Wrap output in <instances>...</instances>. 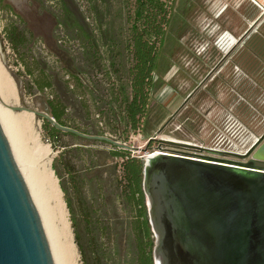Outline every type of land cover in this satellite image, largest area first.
I'll return each instance as SVG.
<instances>
[{"label":"rangeland","instance_id":"rangeland-1","mask_svg":"<svg viewBox=\"0 0 264 264\" xmlns=\"http://www.w3.org/2000/svg\"><path fill=\"white\" fill-rule=\"evenodd\" d=\"M167 1L169 23L159 47L151 99L163 107L164 121L172 117L153 133L156 139L148 141L138 132H131L126 141L117 139L109 133L106 115L98 112L104 105L94 103L86 94L88 108H83L74 93L66 89L63 81L67 76L61 74V67L69 62L67 53L79 55L86 37L91 36L102 59L97 63V75L92 76L93 70L88 69L89 77L85 74L83 81L87 91L106 97L112 87L108 82L116 78L108 79L103 74L110 70L115 77L120 71L114 72L117 65L108 67L105 50L114 41L110 55L122 52L119 40L128 31V6L123 0H0V80L13 84L17 96L16 103L5 104L49 112L46 99L52 98V92L38 90L35 82L43 69L53 75L54 90L67 104L72 126L86 134L106 135L139 147L129 150L131 156H146L160 147L200 153L159 143L160 138L244 152L264 132V14L241 40L231 44L259 15L258 1ZM5 3L20 16L8 10ZM11 22L26 30V42L18 50L7 38ZM27 69L34 70V75ZM118 87L119 82H115L114 90ZM10 114L11 143L14 140L12 145L23 163L38 172L42 151L49 153V168L65 203L78 264H135L131 230L135 211L121 191V158L111 153L116 148L80 136L60 134L53 138L44 130L41 117L32 114L31 125L25 111L11 110ZM123 128L115 125L118 134Z\"/></svg>","mask_w":264,"mask_h":264},{"label":"water","instance_id":"water-1","mask_svg":"<svg viewBox=\"0 0 264 264\" xmlns=\"http://www.w3.org/2000/svg\"><path fill=\"white\" fill-rule=\"evenodd\" d=\"M260 7V15L236 42L264 14V6ZM8 108L34 112L63 132L126 150L140 149L61 125L49 112ZM158 141L200 153L172 152L159 146L161 150L151 156H137L143 160L142 190L154 237V264H264V166L259 164L264 162V132L244 152L171 139ZM0 264H56L1 115Z\"/></svg>","mask_w":264,"mask_h":264},{"label":"trees","instance_id":"trees-1","mask_svg":"<svg viewBox=\"0 0 264 264\" xmlns=\"http://www.w3.org/2000/svg\"><path fill=\"white\" fill-rule=\"evenodd\" d=\"M123 3L128 6L126 13L128 31L127 35L120 37L119 40L122 52L110 55L112 47L116 44L114 41L105 50L104 59H106L108 67L111 68L117 65L114 72L120 71V75L115 77L112 76L110 70L103 74V77L108 79L116 78L117 80L114 79L108 82V85L111 84L112 87L106 97L104 98L96 91H87V85L83 81L86 75L89 77L88 69L93 70L92 76L97 75L96 72L99 67L97 63L102 59L98 45L91 36L86 37L79 55L67 53L69 62L61 67V74L67 76L63 81L64 85L66 89L74 93L76 98L80 100L83 108L86 110L88 108L87 99L84 97L86 94H89L90 99L94 103L99 101L104 105V108L99 109L98 112L101 115H106L107 123L111 126L109 133L117 136V139L126 141L131 132H138L149 139L167 121H164L166 114L163 112V107L158 103L152 102L151 93L156 86L155 72L159 57V47L165 34L164 27L169 23L168 1L123 0ZM5 7L14 15L20 16L9 3H5ZM6 30L7 38L13 48L18 50V46L26 42V30L20 29L15 22H11ZM229 38L231 40L232 34ZM234 42L236 40L232 44ZM84 61H88V63ZM27 72L30 75H34V70L27 69ZM37 74H40V79L35 81L38 90L49 89L52 92L50 93L52 98L46 99L49 113L59 124L70 126L80 131L79 127L70 124L72 120L69 119L66 112L67 104L54 90L51 80L53 75L45 73L43 69L39 70ZM115 82H119L117 90L113 88ZM41 120L44 130L50 137L54 138L60 134L77 137V135L72 133L56 129L43 118ZM116 124L124 127L119 134L115 129ZM98 134H101V132ZM113 147L116 149L111 153L121 158V175L119 179L121 191L125 200L134 207L135 211L134 219L131 223V230L135 237L134 262L135 264H154L152 256L154 237L149 224L147 205L142 190L143 160L137 156H131L129 150L117 146ZM65 169L72 175V170L68 164H65Z\"/></svg>","mask_w":264,"mask_h":264},{"label":"bare ground","instance_id":"bare-ground-1","mask_svg":"<svg viewBox=\"0 0 264 264\" xmlns=\"http://www.w3.org/2000/svg\"><path fill=\"white\" fill-rule=\"evenodd\" d=\"M12 83V82H11ZM9 81L0 80V115L2 116L5 128L8 134L11 135V125L8 122L10 118V109L6 105L8 103H16V93ZM6 103V104H5ZM25 110H23L24 113ZM28 113V121L33 124L34 112L25 111ZM9 116V118H8ZM27 118V116H26ZM12 120V119H11ZM10 121V120H9ZM13 127V125H12ZM29 127V126H28ZM13 133V132H12ZM9 135V137H10ZM12 137V136H11ZM15 138V137H14ZM33 138V137H32ZM12 138H10L11 140ZM35 140V139H34ZM14 140H12V143ZM36 143V142H35ZM14 145V144H13ZM37 145V144H36ZM19 147V146H18ZM14 148V147H13ZM37 148V147H36ZM14 148L18 163L20 164L33 197L34 203L43 223L54 259L56 264H78L75 248L71 240V228L68 220L65 203L62 200L61 191L56 182V178L49 168L50 159L48 151H42V159L38 172L29 169L20 158L18 152ZM33 149V148H32ZM43 149V148H42ZM37 151V150H36ZM156 152V151H155ZM153 152V153H155ZM150 153L146 156H151ZM25 155V154H24ZM40 157V156H39ZM24 158V157H23ZM24 160V159H23Z\"/></svg>","mask_w":264,"mask_h":264},{"label":"crops","instance_id":"crops-1","mask_svg":"<svg viewBox=\"0 0 264 264\" xmlns=\"http://www.w3.org/2000/svg\"><path fill=\"white\" fill-rule=\"evenodd\" d=\"M257 1H258V2H256V3H257V5H259V7L262 6V5L264 6V0H257ZM261 11H262V8H261ZM261 11H260V13H261ZM260 13H259V15H260ZM259 15H258V16H259ZM258 16H257V17H258ZM257 17H256V19H257ZM256 19H254L253 21H255ZM258 19H259V18H258ZM253 21H252V22H253ZM252 22H251V23H252ZM251 23L249 22L248 27L250 26ZM255 23H256V22H255ZM248 27H247V28H248ZM250 29H251V28H250ZM249 31H250V30H249ZM243 62H244V58H243ZM242 67H243V66H242ZM244 69H245V68H244Z\"/></svg>","mask_w":264,"mask_h":264},{"label":"built area","instance_id":"built-area-1","mask_svg":"<svg viewBox=\"0 0 264 264\" xmlns=\"http://www.w3.org/2000/svg\"><path fill=\"white\" fill-rule=\"evenodd\" d=\"M223 150H225V149H223ZM230 151H233V150H230ZM236 152H239V151H236ZM183 153V152H182ZM224 157V156H223ZM224 158H227V159H230L229 157H224Z\"/></svg>","mask_w":264,"mask_h":264},{"label":"flooded vegetation","instance_id":"flooded-vegetation-1","mask_svg":"<svg viewBox=\"0 0 264 264\" xmlns=\"http://www.w3.org/2000/svg\"><path fill=\"white\" fill-rule=\"evenodd\" d=\"M234 43H235V42H234ZM234 43H233V44H234ZM233 44H232V45H233ZM259 164L264 166V162H261V163H259Z\"/></svg>","mask_w":264,"mask_h":264}]
</instances>
